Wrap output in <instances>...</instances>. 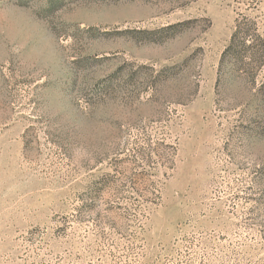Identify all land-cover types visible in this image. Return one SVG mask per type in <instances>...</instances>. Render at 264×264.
Returning <instances> with one entry per match:
<instances>
[{
  "label": "rangeland",
  "instance_id": "1",
  "mask_svg": "<svg viewBox=\"0 0 264 264\" xmlns=\"http://www.w3.org/2000/svg\"><path fill=\"white\" fill-rule=\"evenodd\" d=\"M0 264H264V0H0Z\"/></svg>",
  "mask_w": 264,
  "mask_h": 264
}]
</instances>
